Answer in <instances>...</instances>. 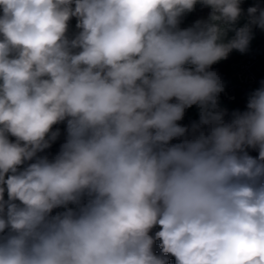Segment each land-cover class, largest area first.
Instances as JSON below:
<instances>
[{
	"label": "clouds",
	"instance_id": "clouds-1",
	"mask_svg": "<svg viewBox=\"0 0 264 264\" xmlns=\"http://www.w3.org/2000/svg\"><path fill=\"white\" fill-rule=\"evenodd\" d=\"M242 3L0 0V264H264V81L226 122L210 70L264 29Z\"/></svg>",
	"mask_w": 264,
	"mask_h": 264
},
{
	"label": "built area",
	"instance_id": "built-area-1",
	"mask_svg": "<svg viewBox=\"0 0 264 264\" xmlns=\"http://www.w3.org/2000/svg\"><path fill=\"white\" fill-rule=\"evenodd\" d=\"M247 10V6L243 7ZM234 52H239L233 50ZM232 51V52H233ZM230 77L226 81L224 91L220 93L222 99L228 102L227 106L221 109H226L227 114L225 121L228 122L231 119V114L235 111L244 112L247 110V102L249 95L261 87V81H264V45H258L255 49L251 50L246 57L241 60H234L229 68ZM186 117L184 114L183 119ZM193 122L189 121L186 127H190ZM181 142L180 139H174L170 143L175 144ZM249 155L258 157V149L248 148ZM159 226L153 228L150 235H154L156 231H159ZM160 241L156 240L154 244V250H160Z\"/></svg>",
	"mask_w": 264,
	"mask_h": 264
},
{
	"label": "trees",
	"instance_id": "trees-1",
	"mask_svg": "<svg viewBox=\"0 0 264 264\" xmlns=\"http://www.w3.org/2000/svg\"><path fill=\"white\" fill-rule=\"evenodd\" d=\"M260 4L262 6H264V0H259ZM251 5H248V7H250ZM244 9V8H243ZM244 11L246 12V10L244 9ZM211 12V9L209 7H205L199 3H197L194 7V10L190 13L185 14L182 18H181V22L179 27L181 29L184 28H188L191 27L197 20H207V18L209 17V14ZM261 45H264V42L260 43ZM230 63L231 60H221L220 62L213 64L211 66L212 71H216L219 76L221 77V79L223 81H227L229 79V67H230ZM172 102H175L174 100ZM185 118H188V116L186 115ZM182 119L181 121H178L177 123L180 124L181 126L183 122H187L186 119ZM190 120L194 121L193 118H191ZM59 128L61 131V135L60 137L51 145V147L49 149H46L43 153H40L39 155H48L49 158L55 156L59 149H60V145L64 142L65 140V136H66V123H61L59 125H55V128ZM11 140H15L14 137H9ZM154 252L159 255L160 254V250H154ZM169 264H175V258L174 257H169Z\"/></svg>",
	"mask_w": 264,
	"mask_h": 264
},
{
	"label": "rangeland",
	"instance_id": "rangeland-1",
	"mask_svg": "<svg viewBox=\"0 0 264 264\" xmlns=\"http://www.w3.org/2000/svg\"><path fill=\"white\" fill-rule=\"evenodd\" d=\"M248 3H252V5H254V4L260 3V2H259V0H243L241 7H243V5L244 6L250 5ZM245 23H247V18H246V16H242L240 18V20L236 23L235 27H237V28L243 27ZM252 34H253V38L250 41L248 49H255L260 43L264 42V29H261L258 26H253ZM232 36H234V32L229 31L226 39H230ZM243 54H245V53H241V55H243ZM231 55H232V53H230V56ZM228 58H229V56H228ZM227 105H228V102L226 100L222 99L221 95L219 94V106H220V108H223L224 106H227ZM185 113L188 116V118H185L187 120V122L186 123L183 122L182 123L183 126L186 125L191 118H193L194 121H199V108L197 106L193 105L191 108L186 109ZM186 126H188V125H186ZM69 207H74V206L69 205ZM63 210L64 209H62V208L53 210L52 214L55 215L56 212L63 211Z\"/></svg>",
	"mask_w": 264,
	"mask_h": 264
},
{
	"label": "crops",
	"instance_id": "crops-1",
	"mask_svg": "<svg viewBox=\"0 0 264 264\" xmlns=\"http://www.w3.org/2000/svg\"><path fill=\"white\" fill-rule=\"evenodd\" d=\"M248 4H250L251 6H253L252 5V3H248ZM76 23H77V21H76V18H72L71 20H70V22H69V33L70 34H72V33H75L76 31H77V29H76ZM252 49H248L246 52H245V54H243V55H241V53L240 52H237V53H235V52H231L232 53V55L230 56V54H229V58L227 57V59H224V60H231V61H233V60H241V59H243L244 57H246V55L251 51ZM220 62V61H219ZM232 63V62H231ZM231 63H230V65H231ZM230 68V67H229ZM229 77H230V74H229ZM228 81V80H227ZM226 81H224V83H225ZM5 199H7V194L5 193Z\"/></svg>",
	"mask_w": 264,
	"mask_h": 264
},
{
	"label": "bare ground",
	"instance_id": "bare-ground-1",
	"mask_svg": "<svg viewBox=\"0 0 264 264\" xmlns=\"http://www.w3.org/2000/svg\"><path fill=\"white\" fill-rule=\"evenodd\" d=\"M234 52V51H233ZM235 53H237V52H235Z\"/></svg>",
	"mask_w": 264,
	"mask_h": 264
}]
</instances>
